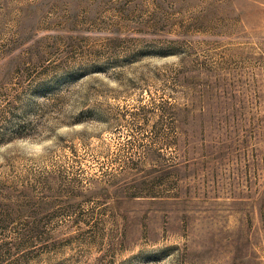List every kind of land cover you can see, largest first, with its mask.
<instances>
[{
	"label": "rangeland",
	"instance_id": "1",
	"mask_svg": "<svg viewBox=\"0 0 264 264\" xmlns=\"http://www.w3.org/2000/svg\"><path fill=\"white\" fill-rule=\"evenodd\" d=\"M0 264H264V0H0Z\"/></svg>",
	"mask_w": 264,
	"mask_h": 264
}]
</instances>
